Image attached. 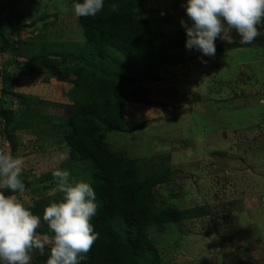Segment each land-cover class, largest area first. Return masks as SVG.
<instances>
[{
    "label": "rangeland",
    "instance_id": "1",
    "mask_svg": "<svg viewBox=\"0 0 264 264\" xmlns=\"http://www.w3.org/2000/svg\"><path fill=\"white\" fill-rule=\"evenodd\" d=\"M181 5L182 0H144L142 11L158 19L169 12L182 28L181 19L187 17ZM0 14L16 49L8 71L17 78L0 104V121L6 124L8 118L13 126L24 111H31L34 124L0 134V150L23 158L22 175L30 183L29 194H5L30 200L36 193L56 192V186L46 188L51 184L47 174L74 163L68 146L53 145L42 123L49 115H70L73 102L71 85L24 67L27 52L68 53L85 36L72 0H0ZM235 34L225 25V38L217 39L216 47L236 43ZM183 48L178 65L161 67L155 80L127 85L133 99L145 94L150 103L129 102L125 124L135 130L110 133L109 147L170 171V182L159 189L158 208L193 214L170 223L165 232L150 229L164 264H264V54L240 48L201 60L198 51ZM3 53L0 49V98L3 67L12 54ZM12 140L18 144L16 152ZM83 162L73 169L81 170ZM35 262L31 264H39Z\"/></svg>",
    "mask_w": 264,
    "mask_h": 264
},
{
    "label": "trees",
    "instance_id": "2",
    "mask_svg": "<svg viewBox=\"0 0 264 264\" xmlns=\"http://www.w3.org/2000/svg\"><path fill=\"white\" fill-rule=\"evenodd\" d=\"M143 2L105 0L102 12L95 18L78 17L85 40L77 44V50L68 52L72 56L61 49L40 56L39 50L31 49L24 61L29 72L38 71L72 86L68 94L73 102L72 113L49 115L42 123L53 145L61 142L68 146L72 165L84 161L81 170H74L71 164L68 170L75 179L80 176L90 182L96 193L98 207L92 224L98 237L81 264H164L160 248L150 236V226L160 225L158 228L165 232L170 223L177 224L193 215L169 206L158 208L159 189L170 182V171L152 160L140 163L139 157L122 150L112 151L107 141L110 133L128 135L135 130L125 124L124 109L133 99L127 85L155 80L161 67L178 65L185 47L186 32L176 26L175 16L169 12L160 19L146 16ZM112 3L118 5V11L111 10ZM6 27L0 14V49L2 53H12L3 67L0 104L17 83V78L13 79L8 71L16 59L13 54L16 49ZM258 29L261 35L251 44H241L240 36L235 34L236 43L218 44L217 53L244 48L264 54V25ZM55 47L62 48L60 44ZM134 99L150 103L145 94ZM31 115V111H24L13 126L8 118L6 124L0 121V134L33 128ZM11 143L16 152L18 144L13 140ZM21 179L27 189L21 194H29L30 183L23 175ZM46 180L51 183L47 189L56 186L52 173L47 174ZM17 197L33 205V213L42 217L44 207L61 199L62 193L56 191L47 196L36 193L30 200ZM36 231L51 236L43 221ZM32 257L35 263L45 264L47 254L41 256L34 250Z\"/></svg>",
    "mask_w": 264,
    "mask_h": 264
},
{
    "label": "clouds",
    "instance_id": "3",
    "mask_svg": "<svg viewBox=\"0 0 264 264\" xmlns=\"http://www.w3.org/2000/svg\"><path fill=\"white\" fill-rule=\"evenodd\" d=\"M104 5L105 0H73L72 12L95 18ZM181 6L187 17L180 22L186 32L185 47L198 51L201 60L215 56V42L225 38V25L235 29L241 44H251L261 35L258 26L264 25V0H182ZM110 7L118 11L116 3ZM3 142L0 136L2 148ZM23 171L22 157L0 150V264H31L34 250L47 254L45 264H81L98 237L92 224L98 205L91 183L75 179L66 168L53 169L62 198L46 205L41 217L30 203L5 194V190L23 192ZM42 221L51 236L36 233Z\"/></svg>",
    "mask_w": 264,
    "mask_h": 264
}]
</instances>
